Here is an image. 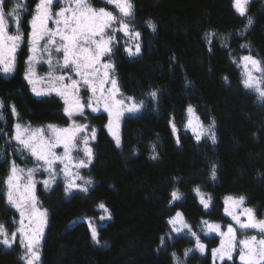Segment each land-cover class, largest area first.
Segmentation results:
<instances>
[{"label": "trees", "instance_id": "trees-1", "mask_svg": "<svg viewBox=\"0 0 264 264\" xmlns=\"http://www.w3.org/2000/svg\"><path fill=\"white\" fill-rule=\"evenodd\" d=\"M131 2L142 51L129 57L121 46L113 61L121 90L144 100L145 107L123 119L119 148L104 127L106 114L88 113L87 120H79L96 128L93 162L81 170L93 184L87 193L70 195L65 194L61 179L47 191L37 185L39 204L47 210L39 264H175L172 253L184 264H213L211 250L219 243L216 235L204 237V254L195 250L194 238L176 233L161 247L160 237L169 235V217L181 211L195 232L202 219L226 225L230 218L224 215L223 199L230 195L244 196L257 217L264 219V104L243 87L241 66L232 60L249 54L264 60V0H250L247 5L253 24L246 32L247 17L238 15L233 0ZM14 3L7 0V8ZM33 6L30 2L29 8ZM93 6L105 7L100 0H93ZM28 19L27 15L22 18L24 31H28ZM213 32L217 35L208 37L209 45L206 34ZM223 38H227L226 48ZM242 44L249 45L251 52ZM28 55L25 44L17 51L15 72H0V100L16 105L22 123L68 125L60 98L35 95L24 79ZM152 90H158L155 101L148 96ZM188 105L204 126L215 120V143L207 137L197 142L191 129L185 130ZM4 111L7 124L0 122V129L10 133L13 119L7 108ZM173 117L179 144L169 125ZM153 144L156 159L151 158ZM0 152L5 153L0 160V181L8 176L13 159L22 168L34 166V161L25 162L13 154L4 138H0ZM213 165L215 180L211 179ZM196 186L213 197L214 206L208 212L199 204L193 191ZM175 190L182 199L170 206V193ZM4 191L6 186L0 182V193ZM101 202L110 211V219H101L106 215L98 207ZM13 218L18 219V213L0 195V223L12 231ZM89 220L97 228L99 244L91 238ZM189 248L194 250L185 257ZM23 254L18 245H0V264H24ZM215 264L241 262L234 253L232 260Z\"/></svg>", "mask_w": 264, "mask_h": 264}, {"label": "snow or ice", "instance_id": "snow-or-ice-1", "mask_svg": "<svg viewBox=\"0 0 264 264\" xmlns=\"http://www.w3.org/2000/svg\"><path fill=\"white\" fill-rule=\"evenodd\" d=\"M33 7L29 8V3ZM250 0H233V7L241 17H247L244 31L253 24L251 16H247V5ZM105 7L96 8L93 0H15L13 6L7 8V0H0V71L10 75L16 70V52L25 44L29 55L25 60L28 66L24 79L32 85V92L37 96L47 95L59 97L63 102V115L67 118L68 126L48 124L32 127L20 120V114L14 103L5 104L0 100V122L7 124L5 109L13 119L11 132L0 129V138L12 149L13 154H19L25 162L32 160L34 166L20 168L16 159L9 163V175L0 181L6 186V191L0 193L6 203L16 210L18 219L13 218L15 225L9 231L5 224L0 223V245L12 248L18 245L24 254L20 259L24 264H37L40 259L39 244L46 225V209L39 207L36 188L42 184L49 190L58 177L64 181V191L70 195L73 191L87 193L93 184L91 178H85L80 170L87 169L93 162L94 153L90 142L96 139V128L88 123H80L77 118L87 120L90 114H107L105 128L113 135L116 147H121V139L113 131L114 126L126 118L134 117L145 107L144 100L133 96H125L120 89L118 79L114 75L115 63L113 56L123 46L124 53L129 57L141 54V33L135 29V12L131 0H100ZM108 6H112L110 9ZM27 20L28 31H24L22 18ZM155 31L151 21L146 22ZM10 26L14 30L10 31ZM121 34L125 38L121 40ZM215 32L206 34V40L211 45L209 36L215 37ZM243 36L244 32L238 33ZM227 38L221 40L223 47H228ZM251 52L247 44L240 45ZM211 51V47H209ZM233 63L241 66L243 87L254 92L257 100L264 104V60L255 56L243 55L232 57ZM46 64V78L41 77L42 87H35L37 75L34 66ZM257 73L259 75H257ZM225 82L228 77L223 78ZM151 100L158 97V90L148 93ZM185 130L191 129L194 138L200 142L207 137L216 142L214 132L215 120L204 127L203 123H193L195 109L188 105ZM199 121V117H195ZM172 135L180 143L178 129L174 117L169 120ZM15 145V146H14ZM62 149L61 151H57ZM152 159L157 158L156 145H152ZM82 153V155H81ZM5 153L0 152V160ZM38 173H47L48 178L37 180ZM217 177L216 166L211 170V179ZM77 181H80L78 183ZM193 191L199 198V204L208 212L213 207L211 194H204L199 186ZM170 206L174 201H180L182 194L178 190L170 193ZM245 197L225 196L224 215L230 218L226 225L208 220H201V234L218 235L220 245L211 250L213 264L219 259H233L237 253L241 264H264V219L258 218L252 208L245 205ZM98 207L103 209L105 216L110 219L111 213L101 202ZM89 230L93 242L99 244L97 228L89 220ZM170 226L169 235L160 237L161 247L171 233L187 235L194 238L195 250L201 254L206 251V245L201 241V235L193 231L181 211L167 220ZM249 230L256 234L248 235ZM194 249L185 250V257ZM175 264H184L176 253H172Z\"/></svg>", "mask_w": 264, "mask_h": 264}, {"label": "rangeland", "instance_id": "rangeland-1", "mask_svg": "<svg viewBox=\"0 0 264 264\" xmlns=\"http://www.w3.org/2000/svg\"><path fill=\"white\" fill-rule=\"evenodd\" d=\"M13 6V5H12ZM111 8H112V6H111ZM110 8V9H111ZM134 24H135V29H136V26H137V24H138V20L137 19H135L134 20ZM13 27V29H14V26H12ZM137 30V29H136ZM11 31V30H10ZM138 31V30H137ZM123 39H125L123 36H122V34H121V40H123ZM16 54H17V52H16ZM15 54V55H16ZM257 58V57H256ZM258 59V58H257ZM241 69H242V67H241ZM34 71H35V73L37 74L35 77H34V79L35 80H37V83L35 84V87L38 89V90H40L41 89V87H42V84L39 82L40 81V78L41 77H45L46 78V73H47V71H48V68H47V65L46 64H38V65H35L34 66ZM242 71H243V69H242ZM1 73H3L2 71H0ZM114 75H115V71H114ZM257 75H259L258 73H257ZM115 77H116V75H115ZM117 78V77H116ZM119 82V81H118ZM32 86V85H31ZM119 86H120V84H119ZM32 88V87H31ZM120 89H121V87H120ZM122 91V90H121ZM123 92V91H122ZM123 94L125 95V96H129V95H126L124 92H123ZM87 115H88V113H86ZM107 115V114H106ZM195 117H197V115L196 114H194V116H193V123L194 124H199L201 121L199 120V121H197L196 119H195ZM77 120H78V122H80V123H87V122H81V121H79L80 119L79 118H77ZM123 121V120H122ZM122 121H120V123L118 124V125H116V126H114V129H113V131L116 133V135L117 136H119V137H121V126H122ZM24 124H30V123H24ZM31 125V124H30ZM39 126H43V125H38V126H32V127H39ZM68 125H66V126H62V127H67ZM204 126V125H203ZM204 127H207V126H204ZM113 136V135H112ZM93 142L94 141H91L90 142V146L92 147V149H93ZM57 151H61L62 152V149H58ZM81 155H82V153H81ZM18 167H20V168H22L21 166H18ZM80 172H81V170H80ZM9 175V174H8ZM82 175V174H81ZM46 178H48V176H47V173H38L37 175H36V179L37 180H43V179H46ZM58 179H61L62 181H63V179H62V177H58L57 178V180ZM78 183H80V181H77ZM63 183H64V181H63ZM53 184H51V186H52ZM75 191V190H74ZM37 195V194H36ZM39 201V200H38ZM244 206H246V207H248V208H252L251 206H249V205H247L246 203H245V205ZM39 207L41 208V209H43L41 206H40V204H39ZM253 209V208H252ZM19 218V217H18ZM46 221H47V218H46ZM208 221H210V220H208ZM212 222H214V221H212ZM47 223V222H46ZM215 223H217V222H215ZM220 224V223H219ZM201 227H203V225H201L200 226V229H199V231H197V233L198 234H200L201 235V241L206 245V243H205V241H203V239H204V237H208V236H204V235H202L201 234ZM45 228H46V225H45V227L43 228V236H42V238H41V240H40V244H39V250H40V245H41V242H42V240H43V237H44V232H45ZM194 231V230H193ZM253 234H256L255 233V230H249V232H248V235H253ZM214 235H216V234H210L209 236H214ZM216 236H218V235H216ZM218 238H219V243L215 246V247H213V249L214 248H218L219 247V245H220V240H221V238L218 236ZM206 250H207V245H206ZM41 253V252H40ZM234 254V253H233ZM227 258H225V260H226ZM40 260V259H39ZM216 263L217 262H222V261H220L219 259H217L216 261H215ZM37 264H39V261L37 262Z\"/></svg>", "mask_w": 264, "mask_h": 264}]
</instances>
